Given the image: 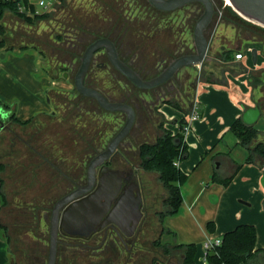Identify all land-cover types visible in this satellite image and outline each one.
Wrapping results in <instances>:
<instances>
[{"label":"rangeland","instance_id":"rangeland-1","mask_svg":"<svg viewBox=\"0 0 264 264\" xmlns=\"http://www.w3.org/2000/svg\"><path fill=\"white\" fill-rule=\"evenodd\" d=\"M140 1L141 3L139 4ZM142 1L144 0H67L66 7L64 8V10H59L57 12V14L55 15V20H37L34 22V24L29 25L13 15L6 16L1 19V25L4 27L3 36L5 38V44L9 48L0 51V57H7L8 55H20L24 54L25 52L33 53L34 58H31V56L26 57L22 67L25 69L28 63L29 67L27 66L26 69L31 68L33 70L32 75L34 74V76L37 77V83H40L41 80H44L42 84L38 85V87L36 88V86L31 84L30 78L27 79L26 76H24L23 80H19L18 75H16L15 73H11V77H15L20 86L23 87V89L16 87V92L19 94V96H21L20 98H24L26 100H29L33 96H35L39 98V100H41V102L46 107H50L52 110V112H49L44 116H39V118L36 119L35 123L30 124L26 127H22L18 124H13L11 126L13 127V132L5 129V131L7 132L4 134H0V137L2 135L3 138L1 144L4 151L8 148L6 146L8 145V140H10L11 137H14V134L16 133L24 140L29 141L33 145H37V147H39V153L43 157L50 159L57 166H60V164H62V169L65 172H69L72 171L74 163H81L82 154L80 152L83 151L84 148L92 151V149L88 147L89 142L92 139H95V136H92L93 134H91L92 129L93 131L96 128L102 129V125L104 124H106L107 128L109 127L111 132L110 134L106 135V141H104V143L98 146V148H96L95 150L96 152H98L101 148L105 147L107 141L112 136V133L121 126L124 115H122V113L120 112H117L116 114H104L105 116L102 117V120H98V117H95L94 115H92V113L79 115L81 113L80 110L84 111L92 107H101L94 101L92 103L88 102L87 100H81L80 102L78 101L79 104H82L81 106L79 105V107H77L73 103V98L76 95V91L74 90L72 84V77L78 67L80 55L84 47L95 37L107 35L112 36V38L116 41V44L119 46L121 54H124V47L129 48L130 53L127 55L124 54L127 58L134 50L137 49V51H139L142 47H147L142 46V43L140 47V43L136 42L135 37L132 35L131 41L129 42L127 40L130 38H127L129 37L128 35L123 34L124 25H126L127 22L124 20V18H126L130 23L141 22L144 25L143 30H145L146 34L152 33L153 31L154 36H151L153 37V43L151 44V46H148L146 50L152 48V46L154 45L158 46V43L161 42V40H157L159 39V34H155V29L152 30V27L153 25L155 26L156 24L161 23L162 18L160 15V17H158L157 14H153L154 12L152 11L149 13L148 11L150 10H148L147 8L144 9L142 6ZM220 1L221 7L219 8V10L223 11V13L225 12L224 20H227L229 23L221 21L218 25L216 35L210 41V48L206 53V59L214 56L215 53H217L218 51L220 52L223 48H231L234 50L239 49V51L246 53L250 50L251 47H255L258 52L257 62L255 64H250L249 66H243L242 70H240L238 73H242L243 70L248 68L249 70L247 79H250V83H252V77H259L261 84L263 85L264 27L249 22L243 19L238 14H230V9L232 11L233 9L227 6L228 4L225 3V0ZM185 10L186 8L175 10L174 13H168L162 16L164 17L163 19H166L170 17L169 14H172V18L168 19V23H171L173 28L171 36L169 37L170 39L176 40L178 38L179 35L177 32V28L180 23L182 25V22H185L183 16ZM68 17H72V22L68 21ZM62 21L66 24L67 22L73 23V26L70 27L77 28V34L75 33L73 37L65 34L64 27L62 26ZM215 22H217V17L215 18ZM231 24L236 25L241 30L253 33L256 38L261 41H243L241 46H237L234 42V28H232ZM56 33L63 34L61 40H57L55 38L54 34ZM125 38L127 39L125 40ZM184 41L185 44L190 48V50L194 52L192 37L189 31H186V33H184ZM69 42L73 43L72 46L69 45ZM22 47L27 48L21 49ZM137 53L140 54V58H143L145 61L151 62V58L149 57L151 53L149 54L147 53V51H139ZM104 61L105 63L108 62L107 60ZM204 62L205 64L203 65V67L205 68V71L210 73V70H212L214 72L213 77H217L219 75H223V77H226V71L228 70L227 66H224L223 69H220V65L216 60H212L209 63H207V60H205ZM200 67L201 66L198 65H190L188 66V68H182L177 71L175 74V78L177 77L178 80H181L182 83L186 85V87L188 83L193 82V80H195V85L193 86V88L191 85V87L189 88H185L184 86L181 97L174 96L173 94L170 95L167 99L178 102L184 108H187L190 105L189 108L191 109V100L193 99L192 94H194L196 89V81L199 77L198 69H200ZM64 72L67 73V77L65 79H62L61 77ZM89 73L90 75L88 77V81H91V83L93 84L98 83L102 87V90H104L106 95L110 97L119 96V91H117L118 89L116 90V88H118L119 83H125L124 79H121V75L117 74L114 78H112V83L108 81L109 76L107 71L97 70L94 65L92 72ZM233 73H236V70H234ZM47 79H49L50 81L49 85L46 84V82L48 81ZM118 79L121 82H119ZM201 80H204V77H201L199 79V82ZM36 89L40 94L37 93ZM47 102H49L50 106ZM61 102L63 103L61 104ZM65 102H67L68 106L65 105ZM162 102L163 101L160 100L158 103L159 106L154 107L155 111L153 116H151L149 112L144 109V107L142 110L140 108V110H138L140 112L138 113L143 116L140 119V122H142L141 129H132V132L128 133V135L124 138L125 140L122 145L126 147L127 154L130 157L131 161L134 163L138 162L137 145L143 141H152L158 134V121H161L163 126H165L166 128L173 130V120H165V117L160 116L158 110H156L158 107H161ZM11 106L15 107L16 104L12 103ZM11 106L10 108H12ZM15 140L16 141L14 142V146L19 149L16 148L17 150L14 152L17 153L21 152V150L23 151V142H21V140L19 139ZM26 152V156H30L28 150H26ZM43 157H39V161H42ZM31 164L36 163L32 161ZM44 169H46L44 170L46 172V166L44 167ZM82 171L83 168H81V172ZM140 172H142V170H140ZM141 174L143 176V179L145 180V184L149 186L155 208L157 207L159 212H164L167 208L164 204V197L166 196L164 187L157 180L154 173L151 172L147 174L142 172ZM243 175L244 172H242V174L237 178L236 181H232L233 185L225 192L227 203L231 197L232 199H234L233 197H235V201H237L238 198H236V196L238 195L241 196L240 198L246 199H248L246 197V195H248L252 199L253 203L255 202L256 196L259 191L257 192V189L249 180L250 175L248 174L249 177H247L249 179L247 181L242 180ZM80 176L83 178L82 173L80 174ZM47 179L49 178H46L45 180ZM25 182L27 185L26 193L27 195H29L28 198L31 199L33 198V195L42 196V188L45 185H49L50 183V181L48 180ZM262 190L264 189L261 188V192ZM28 203L29 200L26 204ZM32 205L36 204L30 202L28 206L32 207ZM28 219V225L24 227V230H27L28 228L29 231L27 232L29 236H41L40 228H36L32 224L31 221L33 220L31 217ZM153 220L155 221L157 231L160 228H163L162 222L156 223V219ZM257 230L260 237V242L263 243V245L261 243L259 245L262 249H264V222L258 224ZM163 231L164 228L162 229V232ZM15 234L17 235V237L20 236V234ZM154 236L157 237L156 241H158L159 244L158 242H156L155 245H157V249L155 252L153 251L151 255H155L154 261L158 260L160 264H166V259L160 255V245L162 242V238L161 236H158V233H155ZM27 246L32 247L33 244ZM30 249L31 248H29V250ZM12 250L15 251L17 259H20L21 254L23 255V258L27 254L25 252V249H23L22 246L19 245V243L18 245H14L12 247ZM39 257L40 256H38L37 259H39ZM175 262V259H173V263Z\"/></svg>","mask_w":264,"mask_h":264},{"label":"crops","instance_id":"crops-1","mask_svg":"<svg viewBox=\"0 0 264 264\" xmlns=\"http://www.w3.org/2000/svg\"><path fill=\"white\" fill-rule=\"evenodd\" d=\"M10 15L11 13L6 12L4 17ZM242 53V58H235L231 65H225L228 69L226 77L219 75L213 77L216 81L201 80L197 84L195 92L192 94V108L196 106L198 117L190 122L187 130L181 129L187 146V154L183 158L176 159V165L187 176L181 185L182 200L178 210L163 217L162 226L165 230L161 234V238L162 242L167 243H195L194 264H209L205 259L203 247V242L207 238L221 239L226 231L232 230L241 223L255 225V247L261 248L260 243L263 245L260 242L257 227L259 223L264 222V190L261 192V188L264 189V187L260 183V177L264 174V164L246 163L247 150L239 144L237 137L229 129L233 120L237 117L241 118L245 108L257 106V100L260 98L258 89L253 88L250 79H247L249 69L238 73L243 66L254 64L249 51ZM28 56L34 58L33 53L30 52L0 57V101L8 104L9 108L12 103H15L16 106H11L10 109H12V113L15 110L14 115L19 120L25 121L34 118V121L26 126L35 123L39 116L52 112L51 108L46 107L39 98L31 96V99L26 100L20 98L21 96L16 92V87L22 89L23 87L15 77H11V73L18 75L19 80H23L24 76L27 79L30 78L31 84L36 88L44 81L41 80L40 83H37V77L32 75L33 70L26 69L28 63L25 69L22 67ZM234 70L236 73H233ZM47 80L46 84L49 85L50 81ZM37 93L40 94L38 91ZM47 103L50 106L49 102ZM160 108L165 118L173 120V130L177 131L176 120L182 116V112L168 104H164ZM250 126L264 132V114L261 111L256 121ZM11 128L13 129V127ZM6 132L2 130L0 134ZM15 139L23 142V151L14 152L19 149L14 146ZM2 140L1 135L0 163L4 164V168L0 170V192L3 194L0 196V264H9L10 255L14 256L13 264H46L49 247V223L41 215L33 216L31 214L30 216L31 207L28 205L33 202L36 205H32V207L38 206L39 202H48L53 199L60 190L59 181L61 180L57 176L55 164L39 153L37 145L31 144L15 133L14 137L8 140V145H6L8 148L4 151ZM26 150L31 157L26 156ZM39 157H43V160L39 161ZM32 161L36 164H31ZM233 161L240 166L227 184L212 179L213 173L220 178L228 176L233 169ZM45 166L46 172L44 171L46 170ZM142 172L151 173V171L143 170ZM242 172H244L242 180L247 181L250 175L249 180L257 192L259 191L255 202L253 203L248 195H246L248 199L240 198L241 196L238 195L236 196L237 201H235V197H233L234 199L231 197L227 203L225 192L233 185L232 181H236ZM152 173L157 177L156 172ZM46 178H49L47 180L50 183L42 188V196L33 195L32 199L28 198L25 181H47ZM28 200L29 203L26 204ZM34 210L35 208H32V211ZM30 217L33 220L32 224L36 228H40L41 236H29L28 228L24 230ZM209 221L213 223V231H209L207 228ZM15 233L20 236L17 237ZM18 243L25 249L27 260L25 257L23 258L22 254L20 259L16 258L12 247ZM30 244L33 246H27ZM29 248L31 249L29 250ZM38 256H40L39 259H37Z\"/></svg>","mask_w":264,"mask_h":264},{"label":"flooded vegetation","instance_id":"flooded-vegetation-1","mask_svg":"<svg viewBox=\"0 0 264 264\" xmlns=\"http://www.w3.org/2000/svg\"><path fill=\"white\" fill-rule=\"evenodd\" d=\"M147 3L150 8L159 11V9L155 7L153 8V6L148 1ZM211 3L213 11L208 23L203 29L204 35L209 39L208 49L210 48L211 39H213V37L217 33V27L220 22L223 21L225 23H229L227 20H224L225 12L223 13V11L219 10V8L221 7V1L211 0ZM184 8H186L183 15L185 22H182V25L180 23L177 28L179 36L176 40L170 39L169 37L171 36L173 28L172 24L168 23V19L172 18V14H169L170 17L166 19H163L164 17L162 16L164 14L174 13L175 10ZM203 9V5L200 2L190 1L183 6L171 11L160 10L163 13L160 14L162 18L161 23L156 24L155 26L153 25L152 30L155 29V34H159V39L157 40H161V42L158 43V46L154 45L148 50H146L147 47L151 46V44L153 43V37H151L154 36L153 31L152 33L146 34L145 30H143L144 25L141 22L130 23L126 18H124V20L127 22L126 25H124L123 34L128 35L129 37L127 38H130H125V40L127 39L130 42L132 35L135 37V41L140 43V47L141 43L142 46H147L144 48L142 47L139 51H147V53H151L149 56L151 58V62L145 61L143 58H140L141 56L137 53L139 52L137 51V49L131 52L128 58L125 57V55L130 53L129 48L124 47L125 51L123 50V52L125 55L121 54L119 46L110 35L95 37L89 43L99 37L109 38L114 43L121 60L126 62L142 79H152L153 77L159 75L165 69H167L175 59L192 53L190 48L185 44L184 33H186V31H189L192 37L194 23L202 13ZM216 17L217 22H215ZM231 26L232 28H234V42L237 46H241L243 41H261L256 38L253 33L241 30L234 24H231ZM89 43H87V45ZM72 44L73 43L69 42V45L72 46ZM86 46L84 47V49L86 48ZM205 59L206 57L201 63L200 69H198L199 77L196 81L197 84L199 83V79L202 77V71H205V68L203 67V65L205 64ZM104 60H107L108 62L106 61L107 63H105ZM93 65L95 68L103 69L105 71H108L110 67H113L119 73V75H121V79H124L125 83H119L118 88H116V90L118 89L117 91H119V96L110 97L108 95H104L111 101H122L129 103L134 109L135 117L131 128L123 137V139H121L111 158L104 160L95 168L97 175L104 174L105 172H108L110 170H115L118 171L117 173H121V185L119 190L113 197L109 209L101 216L94 230H90L88 232L83 227L80 228L77 232L73 233H68L64 230H61L58 233L54 264H158L160 262L158 260L154 261L155 255H151V253L153 251L155 252L157 249V245H155L157 237L154 235L155 233H158V236H161V234L163 233V228H160L157 231V227L155 226V221L153 219H156V223L161 222L160 213L162 211L159 212L157 207L155 208L151 191L149 190V186L144 182L145 180L143 179L140 168L138 167V162L134 163L131 161L130 157L127 154V149L122 145V143L124 142V138L128 135V133L132 132V129H141L142 122H140V119L143 116L138 113L140 112L138 111L140 110V108L142 110L144 107V109L148 111L151 116H153L155 111L154 107L159 106L158 103L160 100H167V98L173 94L174 96L181 97L184 86L185 88H189L191 86L193 88V86L195 85V80H193V82L191 83H188L186 87V85H184L181 80H178L177 77L175 78V74L177 71L182 68H188V66H190L181 65L178 66L175 71L168 75L167 78H165L163 81L149 88H141L133 84L129 79L126 78V76H124L113 65H111L104 52V49L98 48L92 54L89 67L84 77V83L91 87H93L95 83L93 84L91 83V81H88V77L90 75L89 72H92L93 70ZM210 73L213 77L214 72L210 70ZM118 81L121 82L119 79ZM164 104L168 103L162 102L161 106ZM156 110H158L160 116H164L160 107H158ZM120 113L124 115L123 112ZM11 116V109L9 107H6L3 103H0V131L7 129L13 132L12 128H10L13 125V122L10 120ZM124 117L125 115L123 116V118ZM165 120L170 121V119L167 118H165ZM158 123L160 122L158 121L157 125ZM25 142L27 143V141ZM103 148H101L99 151H101ZM93 155L90 154L89 156L81 158V163H74L72 171L69 172H65L62 169V164H60V166L55 165L56 171L58 173L57 176L61 180L59 181V192L56 193L54 198L49 200L48 202L42 201L37 204L38 206L31 207L30 214H32L33 216L41 215L46 221L48 220V223L50 224V215L53 205L58 200L71 193L76 187L86 184V164ZM81 168H83L82 172ZM81 173L83 174V178L80 176ZM138 194L140 195L141 200L139 202H136L135 198L138 196ZM119 199L122 201L124 200L129 208L127 209V211L125 210L121 213L112 212V207L118 202ZM64 205L61 207V209L64 207ZM32 208H35V210L32 211ZM109 219L112 221H109ZM83 232L87 233L82 234ZM161 243L164 244L167 242ZM160 249V255L166 259V264H176V262L173 263V255L165 254L163 253V249L161 247ZM25 258L27 260L26 255Z\"/></svg>","mask_w":264,"mask_h":264},{"label":"trees","instance_id":"trees-1","mask_svg":"<svg viewBox=\"0 0 264 264\" xmlns=\"http://www.w3.org/2000/svg\"><path fill=\"white\" fill-rule=\"evenodd\" d=\"M140 3L141 1L139 4ZM19 4L24 6L23 10H19ZM66 5L67 0H56L50 9L36 10L35 4L32 3L31 0H0V51L9 48L5 44V38L3 36L4 27L1 25V19H3L6 12L11 13V15L23 22L32 25L37 20H55L57 12L59 10H64ZM142 6L144 9L147 8L150 10H147L149 13L152 11L154 12L153 14H158V17H160V14H163L160 10L158 11L150 8L147 0L142 1ZM230 14L234 15L237 13L230 9ZM68 21L72 22V17H68ZM70 22H67V24L63 22L62 26L64 27L65 34L73 37L75 33L77 34L78 29L75 27L71 28L73 23ZM54 36L57 40H61L63 34L56 33ZM25 48L27 47H22L21 49ZM237 52L241 51H239V49L234 50L231 48H223L220 52L218 51L214 56L205 60H207V63L212 60H216L220 65V69H223L225 65H231L234 62V55ZM97 70L103 71V69L98 68ZM108 71V81L113 83L112 78H114L117 74L119 75V73L113 67H110ZM201 75L204 77V80L216 81L209 72L203 70ZM252 78V83H250L251 86L253 88H257L260 92V98H258L256 105L259 107L261 113L264 114V84H261L259 77ZM93 87L105 94L104 90H102V87L98 83L94 84ZM73 99V103L77 107L82 105L78 103V101L80 102L81 100H87L90 103L93 101L96 102L94 98L83 96L78 92H76ZM163 102H167L173 108L182 112V116L176 120L178 130L173 131L166 128L160 121L157 125L159 132L154 139L152 141L140 142L137 145L138 167L143 171L156 172L157 180L162 184L166 191L164 204L167 208L164 212L160 213L161 222L165 215L175 213L181 204V185L186 180L187 175L176 165L175 162L176 159L183 158L187 154V146L184 142L181 129L188 122L189 115L192 111L193 99L191 100V109L189 108L190 105L187 108H184L178 102L171 101L170 99L163 100ZM0 103L2 102L0 101ZM62 103L63 102H61V104ZM3 104L6 107H9L8 104ZM65 105H67V102H65ZM13 111L15 112V110ZM80 111L81 113L79 115L92 113V115L98 117V120H102V117L105 116L104 114L117 113L108 112L98 107H92L88 108V110ZM14 112L10 118L13 123L25 127L28 123L34 121V118L21 121L15 117ZM102 126V129L96 128L94 131L92 129V133L90 132L93 134L92 136H95V139H92L88 146L92 149V151L84 148V150L80 152L82 154V158H84V156H89L90 154H95V149L106 141V135L110 134L111 131L109 127L107 128L106 124ZM229 129L237 137L239 144L247 150L245 162L257 163L258 165L264 164V132L258 130L254 126L244 125L240 117L233 120ZM113 134L114 132L112 135ZM239 166L240 164L233 161V169L228 176L220 178L218 175L216 176V174L213 173L212 179L219 180L222 184H227L232 179ZM3 168L4 164L0 163V170ZM0 196H3L2 192H0ZM207 228L209 231H213V223L211 221L207 222ZM255 239L256 232L255 227L252 224H238L232 230L226 231L222 235L220 244L206 249L205 259L209 264H238L240 262L244 264H264V249L255 247ZM160 247L163 249V253L173 255L172 258L175 259L176 262L179 261L181 264H194V256L196 252L195 243H161Z\"/></svg>","mask_w":264,"mask_h":264},{"label":"water","instance_id":"water-1","mask_svg":"<svg viewBox=\"0 0 264 264\" xmlns=\"http://www.w3.org/2000/svg\"><path fill=\"white\" fill-rule=\"evenodd\" d=\"M153 7L171 11L190 1L200 2L203 11L196 19L192 30V42L194 52L175 59L167 69L152 79H142L126 62L120 59L116 47L112 40L107 37H99L89 43L80 56L79 65L73 77L75 90L83 95L94 98L97 104L108 112H123L125 117L121 126L109 138L105 147L91 157L86 164V184L76 187L71 193L58 200L52 207L49 224V247L47 264H54L56 257V246L58 233L64 230L68 233L77 232L80 228H85L88 232L96 228V224L101 216L109 209L111 201L121 185V173L110 170L104 174L97 175L95 168L104 160L111 158L117 145L127 134L134 122V109L126 102L111 101L98 89L84 83V77L89 67L92 54L98 48H103L111 63L133 84L141 88H149L167 78L181 65L200 66L206 57L209 39L204 35L203 29L208 23L213 8L211 0H147ZM230 7L243 19L256 25L264 27V0H229ZM257 49L250 48V58L252 63L257 61ZM3 56V55H1ZM67 77L64 72L62 79ZM260 114L257 106L245 108L241 114L244 125L250 126L256 121ZM260 183L264 187V174L260 177ZM136 202L141 200L140 195L135 198ZM65 204V205H64ZM64 207L61 209V207ZM128 205L124 200L112 207V212L127 211ZM109 221H112L109 219ZM85 230V231H86ZM87 233L83 232L82 234ZM13 256L9 257V264H13ZM176 264H181L179 261Z\"/></svg>","mask_w":264,"mask_h":264},{"label":"built area","instance_id":"built-area-1","mask_svg":"<svg viewBox=\"0 0 264 264\" xmlns=\"http://www.w3.org/2000/svg\"><path fill=\"white\" fill-rule=\"evenodd\" d=\"M31 1H32V3L35 4L36 10H48L53 6V4L56 0H31ZM23 9H24V6L22 4H19V10H23ZM234 56L236 59H240L243 57V53L237 52V53H235ZM197 117H198V113L196 110V106H194L192 108L191 114L189 115L187 124L183 126V130L184 131L187 130L189 128L190 122L195 120ZM220 242H221L220 238H207L203 242V247L206 251L207 248L213 247L214 245H218V244H220Z\"/></svg>","mask_w":264,"mask_h":264},{"label":"bare ground","instance_id":"bare-ground-1","mask_svg":"<svg viewBox=\"0 0 264 264\" xmlns=\"http://www.w3.org/2000/svg\"><path fill=\"white\" fill-rule=\"evenodd\" d=\"M225 3L230 5V1L229 0H225Z\"/></svg>","mask_w":264,"mask_h":264}]
</instances>
